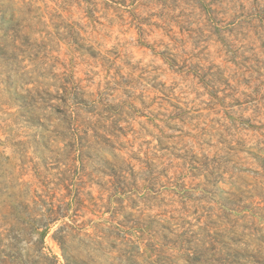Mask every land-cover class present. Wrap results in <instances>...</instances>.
Listing matches in <instances>:
<instances>
[{"label": "rangeland", "instance_id": "374dc122", "mask_svg": "<svg viewBox=\"0 0 264 264\" xmlns=\"http://www.w3.org/2000/svg\"><path fill=\"white\" fill-rule=\"evenodd\" d=\"M0 264H264V0H0Z\"/></svg>", "mask_w": 264, "mask_h": 264}]
</instances>
